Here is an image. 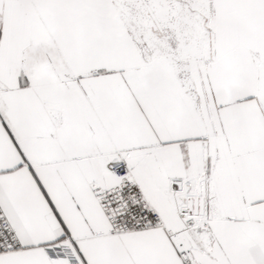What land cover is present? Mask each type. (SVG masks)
Instances as JSON below:
<instances>
[{
    "label": "snow or ice",
    "instance_id": "1",
    "mask_svg": "<svg viewBox=\"0 0 264 264\" xmlns=\"http://www.w3.org/2000/svg\"><path fill=\"white\" fill-rule=\"evenodd\" d=\"M0 264H264V0H0Z\"/></svg>",
    "mask_w": 264,
    "mask_h": 264
}]
</instances>
